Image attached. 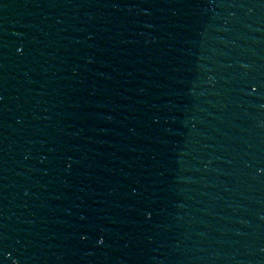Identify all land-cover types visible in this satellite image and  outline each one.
<instances>
[{"label": "water", "instance_id": "1", "mask_svg": "<svg viewBox=\"0 0 264 264\" xmlns=\"http://www.w3.org/2000/svg\"><path fill=\"white\" fill-rule=\"evenodd\" d=\"M0 264H264V0H0Z\"/></svg>", "mask_w": 264, "mask_h": 264}]
</instances>
